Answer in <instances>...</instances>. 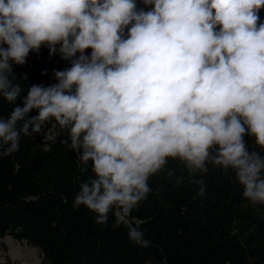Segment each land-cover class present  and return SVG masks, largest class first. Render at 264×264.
Returning <instances> with one entry per match:
<instances>
[{
	"label": "clouds",
	"instance_id": "9594fccd",
	"mask_svg": "<svg viewBox=\"0 0 264 264\" xmlns=\"http://www.w3.org/2000/svg\"><path fill=\"white\" fill-rule=\"evenodd\" d=\"M143 4L154 7L138 10L136 0H0V93L14 105L0 118L3 155L46 122L67 127L70 143H62L91 161L94 174L81 183L73 208L86 207L99 225L110 211L113 227L124 223L168 158L193 174L207 172V160L231 168L243 196L264 204V155L244 140L255 137L264 149V0ZM41 45L71 67L55 72L54 85H32L23 107L16 106L22 88L9 76ZM33 110L38 114L29 118ZM195 183L205 195L204 181ZM129 239L150 243L138 227H129Z\"/></svg>",
	"mask_w": 264,
	"mask_h": 264
},
{
	"label": "trees",
	"instance_id": "16d2710c",
	"mask_svg": "<svg viewBox=\"0 0 264 264\" xmlns=\"http://www.w3.org/2000/svg\"><path fill=\"white\" fill-rule=\"evenodd\" d=\"M136 2L138 10L154 7ZM259 15L264 22V8ZM70 67L59 51L50 55L47 45L30 51L26 63L14 65L9 76L22 88L16 106L23 107L32 85H54L55 72ZM13 107L0 93V118L6 119ZM37 114L33 110L29 118ZM64 140L70 143L69 130L54 120L40 134L22 136L18 151L7 156L0 140V239L25 240L38 248L43 264H264V204L243 196L231 168L207 160L208 171L193 174L179 158H168L149 177L150 192L124 223L113 227L110 211L107 223L99 225L86 207L73 208L81 183L94 174L92 162L81 161L82 153L70 150ZM244 140L249 151L264 155L255 137L246 134ZM196 180L204 181L205 195L197 194ZM129 227H138L149 246L130 240ZM0 264L19 263L5 254Z\"/></svg>",
	"mask_w": 264,
	"mask_h": 264
},
{
	"label": "rangeland",
	"instance_id": "374dc122",
	"mask_svg": "<svg viewBox=\"0 0 264 264\" xmlns=\"http://www.w3.org/2000/svg\"><path fill=\"white\" fill-rule=\"evenodd\" d=\"M86 55H90L86 50ZM79 55V53H78ZM9 254L19 264H43L38 248L29 245L25 240H16L12 236L0 239V256Z\"/></svg>",
	"mask_w": 264,
	"mask_h": 264
}]
</instances>
